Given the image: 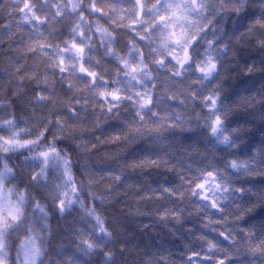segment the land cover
Instances as JSON below:
<instances>
[{
  "label": "clouds",
  "instance_id": "9594fccd",
  "mask_svg": "<svg viewBox=\"0 0 264 264\" xmlns=\"http://www.w3.org/2000/svg\"><path fill=\"white\" fill-rule=\"evenodd\" d=\"M28 5L0 0V264H185L199 234L264 264V0ZM209 170L223 211L181 180Z\"/></svg>",
  "mask_w": 264,
  "mask_h": 264
},
{
  "label": "snow or ice",
  "instance_id": "6c2138e0",
  "mask_svg": "<svg viewBox=\"0 0 264 264\" xmlns=\"http://www.w3.org/2000/svg\"><path fill=\"white\" fill-rule=\"evenodd\" d=\"M28 6H29L28 0H25V6L21 8L20 11H26ZM163 18L164 17H161V19ZM73 46L77 47V45H73ZM82 70H85V69L82 68ZM203 70L206 71V69H203ZM91 75L94 76L95 74L92 73ZM101 95H104V93L102 92ZM111 95L113 97H117L118 93L112 92ZM206 99L211 101V105H214L216 102V98L214 96L207 97ZM144 103L145 104L150 103V100H145ZM211 105L209 106L211 107ZM109 107L111 108V105H109ZM219 123H220V117L217 116L216 119L213 121V125L214 126L219 125ZM213 130H215V127ZM119 138L120 137L118 135H113L110 139L114 142V141L119 140ZM223 139L227 140V137H224ZM50 151L55 152L56 150L50 149ZM42 155L47 156L48 153L47 152L42 153ZM160 163L161 161L159 160L145 158L139 161L137 166H145V167L146 166H156ZM163 163L165 165L167 164L166 161H164ZM233 163L234 165L236 164V162H233ZM246 163L247 162H242V164H246ZM216 175L217 174L215 172L209 170L207 172L201 173V178L198 179L195 183H193V181L190 178L183 177V176L181 177V180L184 184L189 186V189H186V190H190L191 195H195L197 192H199L201 199L207 200L213 208H219L216 198L210 197L209 195L212 191V189L209 187L210 184L213 185L215 189L223 190L221 183L219 182L218 179H216ZM180 188H181V185H176L175 188H165L164 191L168 192L172 196L183 199L186 190L177 191ZM219 210L223 211L222 208H219ZM197 211H199V209H197ZM163 215L165 218L171 215L173 216V218L179 220L181 218L182 213L172 209V210H165ZM217 222H220V221H217ZM3 226H4L3 219L0 218V228H2ZM189 231H191V229H189ZM219 235L221 237H224L225 239L231 238L230 234L227 232L221 231ZM194 240L202 241L203 244L200 247H197L195 244L185 245V249H186V251L184 252L185 264H203L204 261H212V264H227V260L225 259V257L223 255H220L219 253L221 252L227 253L228 250L219 248L218 242L215 239L209 238L203 234H199L194 237ZM259 243L264 244V240L260 241ZM35 251L38 252V249H35ZM160 261H161V264H166L165 257L161 256Z\"/></svg>",
  "mask_w": 264,
  "mask_h": 264
}]
</instances>
